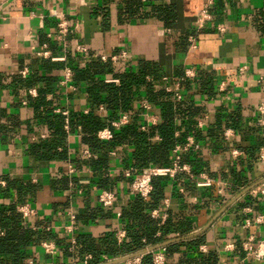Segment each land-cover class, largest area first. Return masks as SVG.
Listing matches in <instances>:
<instances>
[{
    "label": "crops",
    "instance_id": "1",
    "mask_svg": "<svg viewBox=\"0 0 264 264\" xmlns=\"http://www.w3.org/2000/svg\"><path fill=\"white\" fill-rule=\"evenodd\" d=\"M206 1L0 0V206L17 197L12 190L2 193L7 179L37 186L35 197L16 204V211L18 206L28 205L35 213L22 217L25 227H49L73 253L77 235H87L98 248L101 238L124 229L115 212L126 209L134 198L128 189L129 179L123 175L130 169L125 160L130 159L131 147H117L112 150L115 155L109 156L105 174L110 181L109 190L117 198L110 209L97 203L96 171L85 159L79 165L75 163L86 147L77 132H68L69 116L88 113L90 105L84 83L72 84L74 88L60 84L65 69H70V52L53 38L56 25L52 14L61 13L72 30L67 39L75 40L88 51L83 57L73 54L79 63L99 56H118V62L111 63L113 74L123 73L129 66L136 68L138 61L155 63L162 71L166 91L177 84L182 100L202 109L195 125L199 139L191 131L186 135V139L193 140L186 152L190 160L182 162L189 173L165 177L164 197L158 207L151 209L159 213V217L152 218L157 227L170 219L188 224V229L185 233L158 230L154 237L163 236L166 241L109 258L117 260L146 251L140 255L143 264V255L164 248L167 243L184 241L169 259L165 254L164 264H187L186 260L210 254L215 256V264H264V257L252 259L242 249V242L249 236L254 244L264 240V220L253 222L255 217L264 216V194L251 193L264 182V159H260L264 156V115L257 111L264 104V34L254 23L264 0H214L211 20L198 29L197 16ZM136 2L140 10L135 8ZM159 6L173 8L174 19L170 23L144 14ZM131 11L135 13L129 15ZM186 70L193 76L185 77ZM46 78L52 79L51 92L42 91ZM107 80L119 83L112 74L104 77ZM39 97L44 104L36 106ZM45 112L64 117L67 136L63 161L41 162L28 153L30 145L50 138L47 124L39 116ZM97 114L106 115L105 111ZM148 114L155 116L156 124L157 111L151 109ZM143 120L146 122L144 112ZM61 149L57 146L58 151ZM68 165L74 168L72 174L68 173ZM203 176L212 185L198 186L204 182ZM62 177L68 182L58 188ZM73 178L76 182H71ZM219 183L221 194L216 192ZM67 209L76 216L72 233L64 230L69 221ZM87 211L96 212L97 216L86 220L83 214ZM194 240H200L197 246L184 245ZM56 247L57 255L49 256L39 245L35 246L26 260L33 264H81L71 254L62 256ZM103 256L106 255L97 264H102ZM113 264H126V260Z\"/></svg>",
    "mask_w": 264,
    "mask_h": 264
},
{
    "label": "trees",
    "instance_id": "2",
    "mask_svg": "<svg viewBox=\"0 0 264 264\" xmlns=\"http://www.w3.org/2000/svg\"><path fill=\"white\" fill-rule=\"evenodd\" d=\"M131 5L133 6L132 3ZM135 8L140 10L139 3H135ZM134 13L131 11L129 15ZM144 14L154 15L168 23L174 19V11L171 7H155L149 13ZM254 23L264 34V6L255 14ZM69 52L68 66L73 73L72 84L75 86L81 83L85 84L90 111L86 114L72 113L68 120V132H77L81 136L82 144L96 156L85 160L96 171L98 176L96 184L99 189L111 188L109 178L105 174L109 167V151L124 145L131 147L130 159L129 161L125 160V163L134 172H139L148 166H170L172 150L176 145L182 146L185 143L188 131H191L194 137L199 139L200 135L195 129V125L197 119L201 117L202 109L190 101L176 102L173 93L165 90L164 81L161 80L162 71L155 63L138 61L136 68L129 66L123 73L113 74L109 60L101 61L99 58H88L85 64H81L78 58L72 57L73 53ZM109 74H112L119 83L105 82L104 77ZM25 85H30V82H26ZM43 86V92H51L52 79H44ZM140 99H145L151 109L157 111L159 120L155 125H145L143 109L137 107ZM35 102L36 106L44 104L41 97ZM98 105L104 106L105 116L97 114ZM121 113L129 114V123L119 129L111 127L109 122L116 120ZM39 116L46 122L50 138L30 145L28 153L41 162L65 160L66 149L63 144L67 133L63 128L64 117L60 114H49V112ZM141 126H145V129L141 130ZM106 127L112 132V138L102 141L96 137V133ZM176 132L177 135H175ZM57 146L62 147L61 151L57 150ZM188 151L181 153L182 162L189 159V153H186ZM190 154L192 155V153ZM82 162L85 161L81 158L75 160L76 165ZM73 165L75 166V164ZM67 182L68 179L62 177L58 181L57 187L63 188ZM71 182H76V179L73 178ZM165 182V177L152 178L153 190L148 197L142 198L134 195L127 208L120 209V218L127 233L120 243L116 241L113 234H108L98 241L100 246L96 248L93 239L87 235H77L74 237V251L69 253L63 238L46 230L44 226L36 230L25 227L21 214L15 209L16 204L34 198L38 187L28 182L7 179V185L2 193L6 195L12 190L17 197L14 202L0 206V230L3 232V235L0 236V264H24V261L30 256L31 248L38 246L44 240H53L62 251V256L68 257L71 254L81 261L84 255L90 254L92 258L89 264H97L102 255L108 257L126 255L142 249L148 244L156 245L166 241L163 236L154 237V233L158 230L160 233L175 231L185 233L188 224L175 223L173 220L167 219L163 225L157 227L156 221L149 215L151 209L158 207L164 197ZM53 184L54 182H52ZM96 216V212L91 213V211L83 214L86 220ZM199 241H190L184 245L197 246ZM183 243L184 241L167 243L164 247L166 258L169 259L171 253ZM142 263L151 264V253L143 255ZM186 263L215 264L216 258L210 254L206 258L186 260Z\"/></svg>",
    "mask_w": 264,
    "mask_h": 264
},
{
    "label": "built area",
    "instance_id": "3",
    "mask_svg": "<svg viewBox=\"0 0 264 264\" xmlns=\"http://www.w3.org/2000/svg\"><path fill=\"white\" fill-rule=\"evenodd\" d=\"M214 3V0H207L204 4L203 8L199 11V14L197 16L196 21V27L198 29H202L207 21L211 20V13L210 8L212 7ZM55 18V25H56V31L53 36L54 40L65 50L71 51L73 54L83 57L85 56L88 51L87 49L77 43L75 40L67 39L68 35L72 32L70 24L68 23V20L65 18L64 15L61 13H53L52 14ZM76 23L74 27H76ZM124 54H121L123 56ZM99 58L102 61L109 60L112 64L118 62L119 57L118 56H111L109 58L105 56H99ZM243 69V68H242ZM63 79L60 81V84L62 86H67L70 88H74L72 85V76L73 73L70 69H65L64 71ZM193 76L190 70L185 71V77H191ZM165 80V79H163ZM106 82H110V80H107ZM111 82H117L116 80H112ZM223 85L221 84L220 87ZM168 92H172L174 96V100L176 102L182 100V94L178 90V85L176 84L174 88H168ZM137 107L143 109V112L146 113V122L145 125H155V116H152L148 114L151 111L150 104L145 100L141 99L137 103ZM97 113L104 112V106L98 105L96 108ZM257 111L260 115H264V104H260L257 108ZM62 114L66 115V112H62ZM130 116L127 113H121L119 114L118 118L116 120H113L110 123V126L119 129L122 126H125L129 123ZM199 127H201V123L199 122ZM65 128L67 129V120L65 121ZM141 130L145 129V126L140 127ZM224 136H227V133H224ZM96 137L102 141H108L112 138V132L109 128H103L99 130L96 133ZM193 144V140L191 137H188L186 139V142L182 145H176L174 149L172 150V162L171 165L168 167H157V166H148L144 169H142L139 172H134L131 168L127 169L124 172V176L129 179V185L128 189L133 195H137L142 198L148 197L150 193L153 190L152 187V178L154 177H170L173 178L177 173L179 172H186L189 173L188 166L181 161V153L183 151H187L190 149V147ZM109 156H114L115 152L109 151ZM234 154H238L234 152ZM91 157H96L94 154H92L87 148H85L80 155L81 159H89ZM260 159L263 160L264 156L261 155ZM74 172V168L71 165H68V173L72 174ZM204 177V182L198 183V186H210L212 185V181L209 180L207 177ZM222 183L218 184L217 194L222 193L221 188ZM253 195L259 193L264 194V182L260 183L258 190H254L251 192ZM116 194L109 189H98L97 192V203L99 206L103 209H110L114 206L116 202ZM18 212L21 213L23 218L29 217L33 215L35 212L33 209H31L28 205L24 206H18L17 208ZM67 217L69 219L68 223L64 226V230L67 233H72L73 231V224L75 222L76 216L73 211L70 209H67ZM151 218H157L159 217V213L157 210H151L149 213ZM116 217L121 216V211L117 210L115 212ZM264 220L263 215H259L255 217L254 221L255 223H261ZM46 230H50L49 227L46 228ZM1 234V232H0ZM126 236V231L124 229H117L114 232V237L118 243H120ZM71 243L74 242V240L71 238ZM39 247L43 250L44 254L49 256H55L58 253V249L53 241H41L39 244ZM226 248L232 250V245H227ZM242 249L246 253V255L252 259H262L264 257V240L258 241L256 244H254V240L252 237H248L244 242H242ZM151 264H164L165 259V249L159 248L155 251H151ZM91 259V255L87 254L84 255L81 264H88V262ZM115 260V258H109L106 256L102 257V264L108 263ZM245 263V262H244ZM24 264H33L32 260H25ZM69 264H75L73 261H71ZM126 264H141V256H134L131 258L126 259Z\"/></svg>",
    "mask_w": 264,
    "mask_h": 264
},
{
    "label": "water",
    "instance_id": "4",
    "mask_svg": "<svg viewBox=\"0 0 264 264\" xmlns=\"http://www.w3.org/2000/svg\"><path fill=\"white\" fill-rule=\"evenodd\" d=\"M145 252H146V251H140V252H138V253L131 254V255H128V256L123 257V258H121V259H117V260H115V261H111V262H108V263H105V264H113V263H116V262L124 261V260H126V259H128V258H131V257H134V256H140V255L144 254Z\"/></svg>",
    "mask_w": 264,
    "mask_h": 264
}]
</instances>
